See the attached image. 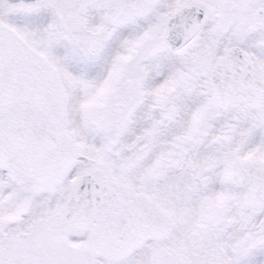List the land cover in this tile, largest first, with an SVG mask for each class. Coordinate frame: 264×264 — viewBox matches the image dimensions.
Returning a JSON list of instances; mask_svg holds the SVG:
<instances>
[{"label": "snow or ice", "instance_id": "snow-or-ice-1", "mask_svg": "<svg viewBox=\"0 0 264 264\" xmlns=\"http://www.w3.org/2000/svg\"><path fill=\"white\" fill-rule=\"evenodd\" d=\"M0 264H264V0H0Z\"/></svg>", "mask_w": 264, "mask_h": 264}]
</instances>
